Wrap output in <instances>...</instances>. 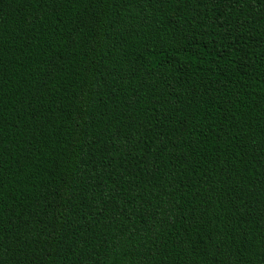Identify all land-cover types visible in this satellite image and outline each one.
I'll list each match as a JSON object with an SVG mask.
<instances>
[{
    "label": "trees",
    "instance_id": "trees-1",
    "mask_svg": "<svg viewBox=\"0 0 264 264\" xmlns=\"http://www.w3.org/2000/svg\"><path fill=\"white\" fill-rule=\"evenodd\" d=\"M0 264H264V0H0Z\"/></svg>",
    "mask_w": 264,
    "mask_h": 264
}]
</instances>
